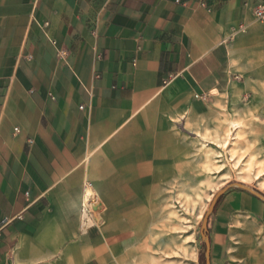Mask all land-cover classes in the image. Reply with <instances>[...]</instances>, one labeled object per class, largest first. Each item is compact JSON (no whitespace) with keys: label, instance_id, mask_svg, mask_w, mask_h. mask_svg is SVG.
Here are the masks:
<instances>
[{"label":"crops","instance_id":"0c3cea01","mask_svg":"<svg viewBox=\"0 0 264 264\" xmlns=\"http://www.w3.org/2000/svg\"><path fill=\"white\" fill-rule=\"evenodd\" d=\"M199 1L0 0V264H117L174 128L264 78V0ZM207 233L211 264H264V199L230 187Z\"/></svg>","mask_w":264,"mask_h":264},{"label":"rangeland","instance_id":"374dc122","mask_svg":"<svg viewBox=\"0 0 264 264\" xmlns=\"http://www.w3.org/2000/svg\"><path fill=\"white\" fill-rule=\"evenodd\" d=\"M256 70L264 72V65ZM174 135L173 177L158 191L143 193L141 209L128 208L142 222L114 257L117 264H206L201 225L217 191L241 182L264 193V78L235 76L209 111L180 123ZM92 196L94 223L107 208L100 193ZM92 199L83 197L90 205ZM84 218L86 225L88 213Z\"/></svg>","mask_w":264,"mask_h":264},{"label":"water","instance_id":"95a60500","mask_svg":"<svg viewBox=\"0 0 264 264\" xmlns=\"http://www.w3.org/2000/svg\"><path fill=\"white\" fill-rule=\"evenodd\" d=\"M232 186H238L244 189H248L251 192H253L254 194L260 196L261 198L264 199V193L244 184L241 182H236V183H232L228 186L223 187L222 189H220L219 191H217V193L214 195L213 200L211 201V204L207 210V212L205 213V216L203 218V222L201 225V234H202V238L205 242L206 245V252H205V257H206V264H211L210 262V239L207 233V229H208V218L210 216V214L214 211V208L216 206V203L218 201V199Z\"/></svg>","mask_w":264,"mask_h":264},{"label":"built area","instance_id":"2783aa9c","mask_svg":"<svg viewBox=\"0 0 264 264\" xmlns=\"http://www.w3.org/2000/svg\"><path fill=\"white\" fill-rule=\"evenodd\" d=\"M178 3H183V0H176ZM199 3L201 4V5H206L207 4V0H200L199 1ZM255 16L258 18V19H264V4H259L257 7H256V9H255ZM240 30H242V31H244V28L242 27ZM29 142H31V140H29ZM89 186H91V184L89 183L87 186H86V189L89 187ZM91 203H92V205H90V202H86L85 200L83 201V203H82V216H83V225H84V227H88V226H90V225H93L94 223L92 222V216H93V207H94V203H96V202H94V199H92L91 200ZM85 212H87L88 213V215H89V219H88V221H87V219H86V222L88 223V224H86V226H85V223H84V220H85V218H84V214H85Z\"/></svg>","mask_w":264,"mask_h":264},{"label":"bare ground","instance_id":"6f19581e","mask_svg":"<svg viewBox=\"0 0 264 264\" xmlns=\"http://www.w3.org/2000/svg\"><path fill=\"white\" fill-rule=\"evenodd\" d=\"M94 193H95L94 190L90 188V190H88L87 193H86V198H87V200L92 199V198H93L92 195H93ZM95 206H96V205H95ZM85 214H87V212H85ZM85 216H86V215H85Z\"/></svg>","mask_w":264,"mask_h":264}]
</instances>
